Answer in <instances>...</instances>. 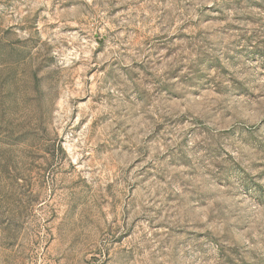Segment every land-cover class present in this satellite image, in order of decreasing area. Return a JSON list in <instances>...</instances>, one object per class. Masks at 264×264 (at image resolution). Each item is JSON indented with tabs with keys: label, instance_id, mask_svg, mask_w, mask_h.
Wrapping results in <instances>:
<instances>
[{
	"label": "rangeland",
	"instance_id": "374dc122",
	"mask_svg": "<svg viewBox=\"0 0 264 264\" xmlns=\"http://www.w3.org/2000/svg\"><path fill=\"white\" fill-rule=\"evenodd\" d=\"M0 264H264V0H0Z\"/></svg>",
	"mask_w": 264,
	"mask_h": 264
}]
</instances>
